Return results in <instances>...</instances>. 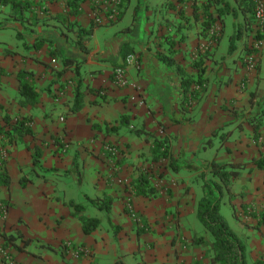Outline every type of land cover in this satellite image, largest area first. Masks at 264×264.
Wrapping results in <instances>:
<instances>
[{
    "label": "crops",
    "instance_id": "0c3cea01",
    "mask_svg": "<svg viewBox=\"0 0 264 264\" xmlns=\"http://www.w3.org/2000/svg\"><path fill=\"white\" fill-rule=\"evenodd\" d=\"M23 1L33 9L23 22L0 5V122L7 123L6 115L10 124L26 117L32 134L10 143L0 133V157L6 156L0 173L5 166L10 176L8 186L0 185V205L6 206L0 226L58 252L39 243L24 252L11 244L4 250L0 236V264H10L9 251L14 264H211L209 248H183L179 238L197 235L191 227L201 199L196 188L203 174L218 181L210 172L212 161L246 163L264 154V34L254 38L252 14L246 24L235 0H226L236 16L226 14L223 26L217 22L206 36L204 18L195 17L194 8L201 12L208 0H124L123 16L103 18L83 51L76 42L79 26L88 29L95 20L91 0H83L81 14L69 20L56 18L66 16L69 0ZM126 46L137 63L128 68L129 85L122 88L112 74L124 63ZM251 52L257 55L255 71L246 67ZM161 55H172L176 65ZM200 58L207 89L186 111L176 66L196 76L193 63ZM22 69L34 72V104L20 94ZM79 82L82 106L72 113ZM254 124L260 125L257 136ZM107 144L118 147L117 156L105 151ZM36 147L42 149L40 166L33 164ZM141 177L156 189L150 195L132 191ZM231 189L237 195L230 202L233 226L226 219L250 247L253 257L247 260L254 264L264 258V241L258 245L264 224L255 228L264 209V170L249 165ZM85 196L111 199L109 213ZM70 202L84 211L77 213ZM129 206L146 229L136 224ZM81 214L100 220L93 233L84 232Z\"/></svg>",
    "mask_w": 264,
    "mask_h": 264
},
{
    "label": "trees",
    "instance_id": "16d2710c",
    "mask_svg": "<svg viewBox=\"0 0 264 264\" xmlns=\"http://www.w3.org/2000/svg\"><path fill=\"white\" fill-rule=\"evenodd\" d=\"M83 0H69L68 2V11L66 16H56L57 19L69 20L71 17H78L81 14V5ZM238 7L241 9L245 18L247 20L246 24H249L250 18L247 16V13H251L254 19V0H235ZM0 5L9 6L12 10L10 16L13 17L14 20L25 21L27 18V13L32 11V4L29 1L23 0H0ZM127 8V4L124 0H121L118 9L120 19L125 10ZM197 9V10H196ZM198 9L194 8V15L197 17ZM214 9V10H213ZM201 14L204 18L203 23V31L206 36L209 35V31L213 26L218 22L223 26L224 19L223 17L226 14L233 13L236 16L235 8H231L230 4L226 0H208V2L204 3L201 7ZM77 24L76 22L73 25ZM98 24L95 20L92 22L91 26L88 29L82 28L79 26L78 30V38L79 40L76 42L78 48L83 51H86L85 48V39L89 38ZM221 28L220 31H222ZM240 37V29L238 30V34L231 36V45L230 52L234 50V42L236 39ZM261 37V36H259ZM214 38V37H213ZM173 46L170 47L173 51ZM132 53L126 47L123 48V58ZM160 58L168 65H176V61L172 55H161ZM203 58V57H202ZM202 58L196 60L193 63L194 69L197 70V75H190L185 69L181 66L177 65L176 70L180 75V86L182 88V101L181 104L183 108L188 111L195 103H198L204 92L206 91V78L204 77L206 67L203 64ZM70 61L64 59V64H69ZM1 72H0V86H1ZM20 81V94L27 103L34 104L37 101L39 96V92L35 89L32 84V79L34 77V72L22 69L18 74ZM80 82L78 83L75 90V101L74 106L72 108V113H76L81 109L82 106V94L80 90ZM6 124L0 127V133L6 134V137L9 139L10 143L17 141L24 136L32 134L31 122L28 118L17 119L13 124H10V117L5 116ZM10 124V127L8 125ZM256 136L257 131L260 127L258 124L253 125ZM221 136V141H223V137ZM211 140H208V144H211ZM159 147H163V142H157ZM160 151V149H159ZM162 152V153H161ZM162 156H168L167 149L160 151ZM159 153V155H160ZM42 157V149L35 148L33 154V164L35 166H40V159ZM3 163V162H2ZM75 165V163H74ZM210 172L213 177L217 178V180L213 178H206V175H202L203 179V195L199 200L197 207V216L203 226L210 232L212 235V240L209 242V252L212 253V257L210 259L211 264H248L247 260V248L244 241L238 236V234L231 228L226 218L221 213V204L222 200L225 196V193L229 194L230 202L232 201L235 194L232 192L231 183L234 179L240 177L241 172L249 165H255L258 169L264 170V154L259 157L253 159L251 162L246 163H218L216 161H212L210 164ZM24 181V179H22ZM10 184V176L8 175L5 166L2 167V172L0 173V185L8 186ZM156 189L151 186L148 179L139 178L137 180V184L132 187V191L136 195H150V193L154 192ZM87 201L92 205L97 207L99 210L104 211L106 214L109 213L112 207V200L109 198L104 199H94L85 196ZM70 206L74 207L77 213H81L84 211L85 207L80 204H75L74 202H70ZM79 219L82 222L83 230L87 234L93 233L98 226L100 225V220L97 218L87 217L83 214L79 215ZM134 220L136 224L139 226L143 225L142 229H146V224L141 218L139 214H136ZM141 224V225H140ZM264 224V211L260 212V219L255 228L259 229ZM139 231L141 232L140 228ZM4 240V247H7L9 244L13 246V248L19 252H24L26 247H28L31 243H39L40 248H46L52 252H58V250L50 245L40 244L38 240L25 239L24 235L16 230L14 234H1L0 235ZM21 240L23 243L18 244L17 240ZM194 241L197 243H204L205 240L203 237H194ZM66 247H69L67 244ZM118 264V263H116ZM256 264H261L260 261H256Z\"/></svg>",
    "mask_w": 264,
    "mask_h": 264
},
{
    "label": "built area",
    "instance_id": "2783aa9c",
    "mask_svg": "<svg viewBox=\"0 0 264 264\" xmlns=\"http://www.w3.org/2000/svg\"><path fill=\"white\" fill-rule=\"evenodd\" d=\"M96 11L95 22L99 24L104 18L107 21H115L119 16L118 6L121 0H91ZM254 29L253 36L255 39L264 34V0H254ZM259 43V40H257ZM257 55L254 52L248 54L246 58V67L249 71H255L257 68ZM137 63V57L134 53L128 54L124 63L114 69L112 74L113 83L118 87H126L129 85L128 68ZM105 151L111 156H117L119 149L117 146L107 144ZM3 156V154H1ZM132 217L135 219L136 213L131 206L128 207Z\"/></svg>",
    "mask_w": 264,
    "mask_h": 264
},
{
    "label": "rangeland",
    "instance_id": "374dc122",
    "mask_svg": "<svg viewBox=\"0 0 264 264\" xmlns=\"http://www.w3.org/2000/svg\"><path fill=\"white\" fill-rule=\"evenodd\" d=\"M183 9V8H182ZM214 10V9H213ZM198 14H201L200 12H198ZM15 122V121H14ZM13 122V123H14ZM12 123V124H13ZM1 126H3L2 124H1V122H0V127ZM5 154H3V156H1L0 157V160H3V159H5ZM161 184L159 183L158 184V189L160 190V192L162 191V189H161ZM203 179H201V181H200V188L198 189V188H196V190L197 191H199V195L202 197V195H203ZM162 193H164V194H167V193H169L168 191H164V192H162ZM237 195H235V197H236ZM230 199H228V196H226V198H223V200H222V204H221V213H222V215L226 218H228L229 219V221H230V224L233 226V221H234V218L232 217V213H233V211H231V203H230V201H229ZM233 200V199H232ZM263 211H264V209H263ZM249 211H246V213L247 214H249V217H251V215H252V211H250V213H248ZM6 214V206L4 205V204H2V205H0V216H4ZM198 217V216H197ZM227 220V219H226ZM247 224V223H246ZM248 226H250L249 228H252L251 227V225H249V224H247ZM191 227H192V229H193V227H195V229H197V235H200V236H193V237H191V238H188L187 236H185L184 234H182L181 236H180V238H179V240H180V244H181V246L183 247V248H192L193 247V245H197V241H194V237L196 238V237H203L204 238V240H205V242L204 243H202V246L201 247H199V248H209L208 247V244H209V242L212 240V235L210 234V232L209 231H207V229L203 226V224L200 222V220L198 219V218H196L195 219V222L194 223H192L191 224ZM189 229H191L190 227H189ZM190 231H193V230H190ZM15 233V232H14ZM1 234H6V232H5V230L3 229V227H1L0 226V235ZM251 238V237H250ZM0 239H1V237H0ZM2 241H4L3 239H2ZM262 242V241H264V234H262V239L261 240H258V245L260 246V242ZM256 242V241H255ZM254 242V243H255ZM244 243H245V245H246V248H250L249 246H248V244H246V242L244 241ZM198 244H200V243H198ZM2 247H3V249L5 248L4 247V245L2 244L1 245ZM256 246V245H255ZM8 247V246H7ZM6 247V248H7ZM9 248V247H8ZM32 248H37L35 245H33L32 246ZM256 248H258V246L256 247ZM10 249V248H9ZM4 250H6V249H4ZM6 258H7V260L10 262V264H14V257L12 256V254L10 253V251L8 252V253H6V256H5ZM252 257L253 256H251L250 254L248 255L247 254V258H250V260H252ZM257 261H260L261 262V264H264V258H262V257H259L258 259H257ZM254 264H256V263H254Z\"/></svg>",
    "mask_w": 264,
    "mask_h": 264
}]
</instances>
